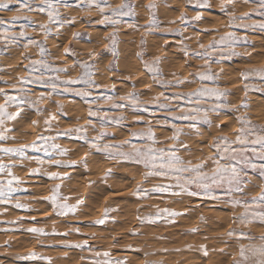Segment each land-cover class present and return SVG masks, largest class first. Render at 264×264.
Returning <instances> with one entry per match:
<instances>
[{"label":"rangeland","instance_id":"obj_1","mask_svg":"<svg viewBox=\"0 0 264 264\" xmlns=\"http://www.w3.org/2000/svg\"><path fill=\"white\" fill-rule=\"evenodd\" d=\"M68 2L72 5L71 7L63 5L57 7L61 20L72 21L71 24L64 23L63 26L50 22L45 13L36 10L31 12L27 9L18 10L15 2L6 10L0 9V19L4 21V24L0 26V60L2 59L0 89H3V93L7 96L16 98L23 96L27 101L32 102H35L41 93H44L46 97L51 93L50 98L39 102L38 107L44 109L40 114L26 104L19 108L11 103L6 105L7 112L19 111L20 115L14 120H5L3 127H9L5 135L12 138L0 141V147L16 148L33 142L40 144L38 137L43 134L56 137L52 142L68 150L67 155L57 156L56 159L62 162H77L74 167H55L49 166L48 163L40 165L35 160H21L18 157H12L9 160L8 156L0 152V159H3L6 164L14 165L13 174L23 181L19 187L24 190L15 193V197H18L19 201L30 209L29 211L14 208L15 199L11 204H0V264H48L44 260L18 258L27 256L32 251L39 256L51 258V264H94L96 259L126 261V264H146V262L148 264H255L257 257L252 255L250 249L264 244V240H261V237H264V224L258 220L242 223L239 219L245 214V208L242 205L233 206L223 202L228 197H222L221 201H212L187 195L172 196L158 193H151L148 196L133 195L137 187L149 190L157 184H167L170 181L161 177H149L145 180L146 170L143 166L131 161L109 158L103 152L90 149L83 144V141L58 134L68 129L82 127L87 129V135L91 139L99 132L106 131L111 135L106 137L103 143L120 145L123 141L130 139V132L146 131L150 122L159 141L154 147L168 149L176 144L179 148L178 142L171 139L172 129L162 127L163 121L169 120L182 128L179 140L191 149L189 152L179 148L177 155L195 165L215 155V150L209 145L216 137L226 136L229 140H235V133L240 127L237 117L245 118L256 129H264V92L255 90L256 88L264 89V80L258 76H250L245 80L241 75L244 72L264 69V31L258 28L244 29L230 26L232 23L251 25L264 22V17L253 11L257 8V4L251 0L249 2L234 0V4L229 5L230 11L236 17L233 21L231 16L221 12L222 0H208L210 7L205 8L199 7L196 0H129L135 5L133 9L135 15L114 16L112 19L118 20V23L110 25L97 23L103 17L95 6L78 4L77 0H68ZM108 2L112 8H117L124 0H108ZM39 3L40 0H33V8L35 9ZM149 3L156 4L154 11L160 28L146 31V26L151 19L146 8ZM201 12L206 14L202 15ZM197 13L202 16L200 21L192 19ZM246 13L251 15L245 16ZM105 14L110 15L111 10L106 9ZM181 14L188 19L182 22ZM14 16H19L21 19L13 23ZM29 21L33 23L30 24ZM41 24L51 27V32L47 36L39 28ZM133 25L135 27H132ZM22 26L26 32V38H20L16 43H11L4 38L5 35L18 36ZM4 28L8 29L7 33L3 31ZM168 29L175 31H168ZM229 32H235L237 36L247 38V43H239L233 49L240 55L220 59L219 53H213L209 58L208 66L205 67L204 59L197 55L204 52L200 44L207 48L213 39L219 40L221 36ZM74 33H80V35L76 37ZM113 33L117 40L115 56L108 51L110 45L108 38ZM29 39L35 40L37 44H27ZM167 39L170 41L168 42ZM142 40L143 44H141ZM39 44H43L47 50L43 57L40 55ZM120 45L122 48L119 47ZM185 46L189 50L187 57L183 54ZM65 48H71L73 54H65ZM227 51L226 49L225 54ZM93 53L95 56L90 55ZM138 53H143V61L148 63L159 58L158 68L162 73V79L173 81L179 78L186 83L178 87H162L154 83L138 58ZM40 59L46 60L54 69L66 68L68 71L67 73L50 72L45 69L37 72L29 71L28 66L32 61ZM77 60L89 63L95 61L93 79L101 87L90 89L92 92L90 99L95 101L91 104L84 103L80 97L71 92H64L63 85L56 92H52L50 87L20 83L21 78L34 80L41 73L45 79L59 76V80L56 81L58 84L69 78L76 79L81 74V69L74 66ZM204 71L216 74L215 81H200L192 75ZM245 85L248 86L247 93L244 90ZM205 86L217 87L229 93L224 98L228 108L209 113L212 127L196 121L173 120L174 115L180 114L175 106L178 103L184 106L183 100H172V106L168 110L157 108L153 104L154 97L161 92L172 97L175 94L191 93ZM74 87L82 88L83 85ZM133 92L139 95L140 101L149 109L148 112L137 111L130 106L123 109L111 107L113 103L128 105L127 101H121L119 98ZM4 94H0V104L6 103ZM107 95L115 99L105 102L103 97ZM57 102L63 106V109L65 108L62 113L58 111ZM161 102L168 101L161 99ZM211 103L209 102L205 107H209ZM244 103L247 107L242 106ZM89 107L97 111L95 117L88 115ZM50 113L55 114L57 119L52 121V128L46 130L44 121ZM105 114L113 119L124 117L123 126L103 121V127H101V118ZM27 119L35 120L37 124L31 125L32 120L25 123ZM137 119L142 120L143 123H134ZM89 120H92L95 129L89 125ZM15 122L18 123L17 126ZM190 123H195L196 126L189 127ZM134 143L138 147L145 146L144 141L136 140ZM40 146L44 145L40 144ZM120 150L131 151L127 145ZM27 154L30 157H41L45 161L49 159L43 152L31 149L27 150ZM84 159L87 160V168L79 163ZM37 168L40 169L39 173L30 174L31 170ZM212 168L211 160H207L206 171L211 173ZM51 172L59 173L67 178L51 180L46 175ZM6 179L4 174H0V180ZM245 179L250 182L245 185L244 192L234 193L232 198L251 201L261 194L264 189V180L251 171ZM56 184L61 185L62 196L68 197L66 201L61 202L76 204L78 199L82 201L75 214L58 216L52 206L43 200V197L51 194L50 189ZM249 206L257 211L264 207L256 204ZM165 208L177 210L182 215L178 216L174 223H168L167 219H159L155 223L142 219L155 217L158 210ZM106 209L108 217L105 223H96L105 218ZM33 217L35 220L32 219ZM30 227H42L49 235L37 237L24 231ZM192 229L197 231L193 232ZM53 231L67 233V235H55L52 234ZM229 232H234V235L230 236ZM241 233H246L247 237H242ZM85 241L91 249L66 247L68 243ZM129 246L139 251H130ZM201 246L207 249V256H204ZM242 246L245 249V256L248 257L246 261L242 260L240 255ZM95 251L101 253L107 251L110 256L96 257Z\"/></svg>","mask_w":264,"mask_h":264},{"label":"snow or ice","instance_id":"obj_2","mask_svg":"<svg viewBox=\"0 0 264 264\" xmlns=\"http://www.w3.org/2000/svg\"><path fill=\"white\" fill-rule=\"evenodd\" d=\"M16 3L18 5V10L27 9L29 12L31 11H39L40 13H45L48 17V20L52 23H57L60 26H63L64 23L71 24L72 21H63L59 17V13L57 10L58 5H63L65 7H71L68 0H40V3L33 8V0H0V9H8L9 5L12 3ZM197 4L201 8L210 7L208 0H196ZM245 2H249V0H245ZM251 2L257 4V8L253 11L264 17V0H251ZM78 4H87L89 7L95 6L101 13L103 19L97 21L99 24H110L115 25L118 23V20L112 19V17L116 16H132L135 15L133 9L135 7L134 4L130 3L129 0H124V2L119 5L117 8H112L111 4L108 0H77ZM234 0H222L220 5V10L223 14L231 16L234 21L236 17L230 11L229 5H233ZM148 9L151 19L146 26V31H150L153 28H160V24L155 16L154 9L156 8L155 3H149L146 5ZM110 9L111 14L106 15L105 10ZM245 16H250V13L244 14ZM21 17L14 16L12 18V22H16L20 20ZM25 19H27L25 17ZM188 18L181 14L180 20L186 21ZM194 21H200L202 16L200 13H197L193 18ZM32 24V21H29ZM4 24V21L0 19V26ZM230 26L240 27L244 29L248 28H258L261 31H264V22L254 23V24H246L241 23L236 25L232 23ZM132 27H135L134 25ZM39 28L44 31L45 36H47L51 29L48 28L47 25L41 24ZM3 31L5 33L8 32L7 28H4ZM168 31H175L168 29ZM207 31V30H206ZM80 33H74V36L78 37ZM5 39L9 40L11 43H16L20 38H26V32L24 27L22 26L21 31L18 36H7L5 35ZM110 45L108 51L111 52L114 56L116 55V35L113 33L109 38ZM247 38L242 36H237L235 32H229L225 35L221 36L219 40L213 39L207 48L203 44H200V48L204 49L202 54L197 53L201 59H204V66L207 67L209 63V58L213 53H219L220 59H228L233 56L240 55L234 51L235 45L239 43H247ZM144 41H141L143 44ZM27 44H37L35 40L29 39ZM25 44V47H27ZM40 48V55L43 57L46 53V49L43 44L38 45ZM228 50L225 54V50ZM65 54H73L71 48L64 49ZM183 54L185 57L189 55V50L185 46L183 49ZM91 56H95V54H90ZM138 58L142 61L144 69L151 75L153 82L160 84L162 87H178L184 83H186L183 79H175L173 81H168L162 79V73L160 72L158 65L160 63L159 58H156L152 63L143 61V53H138ZM94 63H89L88 61H75L74 66H78L81 69V74L76 79H66L60 81L58 84L56 81L59 80V76L49 77L47 79L44 78L43 73L38 76L34 80L21 78L20 83H33L39 84L45 87H50L52 92H56V90L63 85L64 92H71L72 94L80 97L84 103L91 104L95 102L92 97V92L90 89L96 88L99 89L101 86L96 84L93 79L94 76ZM39 66V67H38ZM111 67V66H110ZM29 71L37 72L40 69H45L47 71H57L67 73L68 69L59 68L54 69L51 64H49L46 60L40 59L37 61H32V63L28 66ZM197 77L200 81H215L216 74L211 73L210 71L197 72L192 74ZM243 78L247 80L250 76H258L261 80H264V69H257L252 72H244L241 73ZM191 83L192 81H187ZM76 85H83L82 88H76ZM134 87V86H133ZM112 90H115V86H112ZM245 92L248 91V86L245 85ZM256 91L264 92L262 88H256ZM0 94L3 93V89H0ZM229 93L227 91H221L217 87L209 88V87H201L198 90L191 93L184 94H175L172 97L167 96L164 92H161L158 96L154 97L153 104L155 107L168 110L170 109L171 101H184V106H181L179 103L175 106L176 110L179 111V115H174L173 120H181V121H196L201 124L207 125L208 127H212V120L209 118V113H216L219 109L228 108V104L225 99ZM6 96V103L0 104V141H6L9 139L8 136L5 135L9 129L4 128L5 120H14L17 116L20 115L19 111L16 113H9L6 110V105L8 103L15 104L19 108L21 105H27L29 108L35 109L37 113H42L44 109L38 107L40 101H43L45 98H50L51 93L46 97L44 93H41L35 102L27 101L23 96L16 98L12 96ZM105 102L114 100L115 98L111 95H107L103 97ZM121 101H127L128 105L124 103H113L111 105L112 108L123 109L126 106H130L137 111L148 112L149 109L140 101L139 95L136 93H129L126 96L119 98ZM168 101L167 103L161 102ZM212 102L209 107H205V105ZM243 107H247V104L244 103ZM58 111L62 113L63 106L57 102ZM88 115L90 117H95L97 115V111H94L91 107L88 109ZM57 116L55 114H49L48 117L45 118L44 124L46 130H50L52 128V121H55ZM125 118H110L105 114L104 117L101 118L102 123L101 127H103V121H108L110 123H114L117 125L123 126L122 122ZM237 120L240 124V127L237 129L235 133V140H229L226 136L216 137L214 142L209 145L210 148L215 150V155L212 157L205 158V160L200 161L199 163L193 165L191 161H185L181 158V156L177 155L179 148H183L185 151H191L187 144L183 141L179 140V136L182 132V128L178 127L176 124L172 123L169 120L163 121L162 127H170L172 129L173 135L171 137L172 140L177 141L179 144V148L176 144H173L168 149L164 148H156L154 147L159 141L152 129L151 123H148L146 131H138V132H130V139L123 141L120 145H114L109 143H103V140L110 136L111 134L106 131H101L94 138H89L87 135V129L78 127L75 129H68L63 133H59L58 135L74 137L79 141H83L84 145H87L90 149H94L96 152H103L109 158L112 159H121L124 161H131L136 165L143 166L146 170L145 172V180L149 177H161L169 180L170 182L167 184H157L153 186V188L146 190L141 187H137L136 191L133 195L136 196H148L151 193H158L161 195L169 194L172 196H180L187 195L190 197H201L212 201H221L222 197H228V199L223 202L229 203L233 206L242 205L245 208V214L239 217L240 221L247 222L249 220H258L262 224H264V207H261L259 211L256 209L250 208V204H256L264 206V189H262L261 194L258 197H254L251 201L248 200H240L232 198L234 193H243L244 187L250 181L245 179L249 175V171L256 174L261 180H264V129H256L250 122H247L243 117H237ZM33 125L37 124V121H32ZM89 125H91L95 129V125L92 120L88 121ZM134 123H143L142 120L137 119ZM195 123H190L189 127H195ZM219 127V125H217ZM251 137V139H250ZM56 137H49L41 134L38 137V141L40 144L44 146H40L37 142H33L28 145H21L20 147L12 148V147H0V152L4 153L9 157V160L12 157H18L21 160H35L38 164L43 165L44 163H48L49 166L55 167H74L76 166V161L71 162H62L59 159H56L57 156H65L67 155V149L61 148L59 144H56L54 141ZM140 140L145 142L144 147H138L134 141ZM127 145L131 151H121L120 149ZM33 150L36 152H43L45 156H48L49 159L45 161L43 158L38 156H29L27 154V150ZM207 160H211L213 164V168L211 173L206 171L207 168ZM83 164L85 168H87V160H81L79 162ZM11 163H4L3 159H0V174H4L7 179L0 180V204L8 205L13 202L14 208L29 210L28 206L19 201L18 197H15V193L23 191L19 185L23 183V181L16 175L13 174ZM40 172V169L31 170L32 175H35ZM49 179L51 180H63L67 177H62L59 173L51 172L46 173ZM50 195L43 197V200L49 203L55 214L58 216H67L69 214H75L77 207L82 203L80 199L76 201V204H68L66 201L68 197H64L61 194V185L56 184L52 189H50ZM251 213V215H249ZM182 213L177 212L171 209H160L158 210L155 217H147L142 218L146 219L148 222L155 223L159 219H167L168 223H174L175 219L178 216H181ZM108 217V210H105V218L96 221L98 224H104L105 219ZM35 220V217L32 218ZM203 220V217H201ZM17 223V222H12ZM27 233L33 234L37 237L39 236H47L49 233L45 232L42 227H30L24 229ZM79 231V229H76ZM191 231L195 232L197 229H192ZM52 234L55 235H64L67 233H55L53 231ZM135 234V233H133ZM229 235H234V232H229ZM242 237H247L246 233L240 234ZM261 240H264V237H261ZM66 247L69 248H78V249H91V246L87 244V241L83 243H68ZM128 250L138 252V249H133L129 246ZM201 251L204 256L208 255V251L204 246H201ZM250 251L252 255L257 257L255 260V264H264V244L259 247L251 248ZM147 255V254H145ZM240 255L242 260L246 261L248 259L245 256V249L243 246L240 250ZM96 257H104L108 258L110 253L105 251L101 253L100 251H95ZM22 260H44L47 261L48 264H51V258L39 256L35 251L30 252L27 256L18 257ZM94 264H126V261H115L113 262L110 259H96ZM148 264V262H146Z\"/></svg>","mask_w":264,"mask_h":264},{"label":"bare ground","instance_id":"obj_3","mask_svg":"<svg viewBox=\"0 0 264 264\" xmlns=\"http://www.w3.org/2000/svg\"><path fill=\"white\" fill-rule=\"evenodd\" d=\"M136 13H137V12H136ZM201 13H203V12H201ZM137 14H138V13H137ZM139 14H140V13H139ZM204 14H206V13H203L202 15H204ZM42 18H43V17H42ZM33 19H34V18H33ZM45 19H46V18H45ZM93 19H94V18H93ZM88 20H89V19H88ZM217 20H218V19H217ZM33 21H34V20H33ZM91 21H92V20H91ZM91 21H90V22H91ZM50 28H51V27H50ZM70 28H71V27H70ZM59 29H60V28H59ZM61 29H62V28H61ZM29 30H30V29H29ZM105 31H106V30H105ZM56 33H57V32H56ZM95 33H96V32H95ZM96 35H97V34H96ZM123 35H124V34H123ZM98 36H99V35H98ZM119 37H120V36H119ZM121 37H122V35H121ZM146 37H147V36H146ZM63 38H64V37H63ZM66 38H67V37H66ZM89 39H91V38H89ZM150 39H151V38H150ZM169 39H171V38H169ZM151 40H152V39H151ZM154 40H155V39H154ZM47 41H48V40H47ZM102 41H103V40H102ZM167 41H168V39H167ZM167 41H166V42H167ZM169 41H170V40H169ZM169 41H168V42H169ZM73 42H74V41H73ZM75 42H76V41H75ZM146 43H147V41H146ZM148 43H149V42H148ZM152 43H153V42H152ZM45 44H46V43H45ZM64 44H65V43H64ZM74 44H75V43H74ZM74 44H73V45H74ZM76 45H77V44H76ZM92 45H93V44H92ZM122 45H123V44H122ZM94 46H95V45H94ZM133 46H134V45H133ZM51 47H52V46H51ZM119 47H121V45H120ZM119 47H118V48H119ZM146 47H147V46H146ZM54 48H55V47H54ZM60 48H61V47H60ZM121 48H122V47H121ZM11 49H12V48H11ZM51 49H52V48H51ZM120 50H122V49H120ZM169 50H170V49H169ZM9 51H10V50H9ZM9 51H8V52H9ZM105 52H106V51H105ZM121 52H122V51H121ZM169 52H170V51H169ZM118 53H119V52H118ZM148 53H149V52H148ZM171 54H172V53H171ZM171 54H170V55H171ZM54 55H55V54H54ZM54 55H53V56H54ZM60 55H61V54H60ZM129 55H130V54H129ZM125 56H126V55H125ZM123 58H124V57H123ZM135 58H136V57H135ZM12 59H13V58H12ZM80 59H81V58H80ZM167 59H168V58H167ZM1 60H2V59H1ZM1 60H0V61H1ZM125 61H126V60H125ZM174 61H175V60H174ZM118 62H119V61H118ZM120 62H121V61H120ZM122 63H123V62H122ZM161 65H163V64H161ZM165 65H166V64H165ZM163 66H164V65H163ZM125 67H126V65H125ZM127 68H128V66H127ZM176 69H177V68H176ZM9 70H10V69H9ZM119 70H120V69H119ZM126 71H127V70H126ZM133 71H134V69H133ZM137 71H138V70H137ZM119 72H120V71H119ZM131 72H132V71H131ZM110 73H111V72H110ZM114 74H115V73H114ZM114 74H113V75H114ZM163 74H164V73H163ZM58 75H59V74H58ZM110 75H111V74H110ZM169 75H170V74H169ZM114 77H115V76H114ZM107 78H108V77H107ZM107 78H106V79H107ZM149 78H150V77H149ZM32 79H33V78H32ZM95 81H96V80H95ZM120 82H121V81H120ZM197 82H198V81H197ZM127 83H128V82H127ZM135 83H136V82H135ZM144 83H145V82H144ZM141 84H142V82H141ZM138 85H139V84H138ZM232 90H233V89H232ZM233 91H234V90H233ZM30 96H31V95H30ZM258 99H259V98H258ZM60 100H61V99H60ZM63 100H64V99H63ZM61 101H62V100H61ZM8 106H9V105H8ZM102 106H103V105H102ZM69 107H70V106H69ZM67 108H68V107H67ZM64 109H65V108H64ZM64 109H63V110H64ZM156 113H157V112H156ZM39 114H40V113H39ZM71 114H72V113H71ZM122 114H123V112H122ZM128 116H129V115H128ZM40 117H41V116H40ZM260 119H261V118H260ZM17 120H18V119H17ZM30 120H32V119H30ZM30 120H29V121H30ZM18 121H20V120H18ZM21 121H22V120H21ZM29 121H28V119H27V121H25V123H26V122L29 123ZM32 121H33V120H32ZM42 121H43V120H42ZM12 123H13V122H12ZM12 123H11V124H12ZM15 123H16V122H15ZM19 123H21V122H19ZM260 123H261V122H260ZM17 124H18V123H16V126H17ZM22 124H23V123H21V125H22ZM30 124H31V122H30ZM19 125H20V124H19ZM31 125H33V124H31ZM83 125H84V124H83ZM28 126H29V125H28ZM20 127H21V126H20ZM5 128H6V127H5ZM7 128L9 129V127H7ZM15 129H17V127H16ZM110 129H111V128H110ZM23 130H25V129H23ZM30 130H31V129H30ZM39 130H40V129H39ZM112 130H113V129H112ZM124 131H125V130H124ZM230 132H231V131H230ZM26 134H27V133H26ZM23 135H25V134H23ZM206 135H207V133H206ZM9 137H10V136H9ZM10 138H12V137H10ZM24 138H25V137H24ZM11 140H12V139H11ZM8 141H9V140H8ZM21 142H22V141H21ZM58 142H59V141H58ZM114 143H115V142H114ZM47 159H48V158H47ZM93 163H96V162H93ZM90 166H91V165H90ZM93 167H95V166H93ZM130 169H131V168H130ZM70 173H71V172H70ZM83 173H84V172H83ZM97 173H98V172H97ZM86 175H87V174H86ZM83 176H84V175H83ZM74 177H77V176H74ZM77 178H78V177H77ZM79 179H80V178H79ZM79 181H80V180H79ZM81 181H82V180H81ZM72 182H73V181H72ZM97 186H98V185H97ZM93 188H94V187H93ZM61 191H62V190H61ZM117 191H118V190H117ZM104 193H105V192H104ZM115 193H116V192H115ZM110 194H111V193H110ZM91 197H92V196H91ZM95 198H96V197H95ZM86 199H87V198H86ZM91 199H92V198H91ZM114 200H116V199H114ZM114 202H115V201H114ZM169 202H170V201H169ZM86 203H87V201H86ZM157 203H158V202H157ZM124 204H125V203H124ZM168 205H169V204H168ZM37 206H38V204H37ZM93 206H94V205H93ZM93 206H92V207H93ZM94 208H95V207H94ZM118 208H119V206H118ZM163 208H164V207H163ZM87 209H88V208H87ZM201 209H202V208H201ZM175 211H177V210H175ZM199 211H201V210H199ZM33 212H34V211H33ZM29 214H30V213H29ZM39 214H40V213H39ZM79 215H80V214H79ZM220 215H221V214H220ZM35 216H36V215H35ZM80 216H81V215H80ZM127 218H128V217H127ZM140 220H141V219H140ZM176 220H177V219H176ZM229 221H230V220H229ZM164 222H165V221H164ZM184 225H185V224H184ZM218 225H219V224H218ZM171 226H172V224H171ZM207 228H208V227H207ZM212 230H213V229H212ZM143 240H144V239H143ZM99 242H100V241H99ZM94 243H95V242H94ZM21 248H22V247H21ZM169 255H170V254H169ZM68 257H69V256H68ZM168 258H169V257H168ZM168 258H167V259H168ZM190 259H192V258H190ZM196 259H197V258H196ZM158 260H159V259H158ZM191 261H192V260H191ZM163 262H164V261H163ZM163 262H162V263H163ZM185 264H186V263H185ZM193 264H194V263H193Z\"/></svg>","mask_w":264,"mask_h":264}]
</instances>
